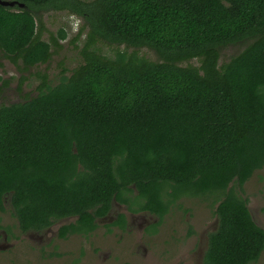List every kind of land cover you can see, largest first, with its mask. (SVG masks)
<instances>
[{
	"label": "trees",
	"instance_id": "obj_1",
	"mask_svg": "<svg viewBox=\"0 0 264 264\" xmlns=\"http://www.w3.org/2000/svg\"><path fill=\"white\" fill-rule=\"evenodd\" d=\"M17 1L25 8L0 5V52L20 70L52 59L41 13L89 29L69 77L40 76L34 96L0 106V209L10 203L21 232L74 218L59 238L88 237L114 202L161 224L182 198L219 195L204 264L257 262L264 229L238 192L264 169V0ZM245 39L219 66L220 49ZM99 43L161 60L110 58Z\"/></svg>",
	"mask_w": 264,
	"mask_h": 264
},
{
	"label": "rangeland",
	"instance_id": "obj_2",
	"mask_svg": "<svg viewBox=\"0 0 264 264\" xmlns=\"http://www.w3.org/2000/svg\"><path fill=\"white\" fill-rule=\"evenodd\" d=\"M41 18L44 28L41 38L51 44L52 59L47 64L20 70L0 52V106L25 102L27 97L34 96L41 83L40 76L47 75L51 85L59 84L83 62L81 51L89 29L82 18L67 11L52 10L41 13ZM61 31L66 33L65 39H61ZM252 42L245 39L221 48L219 66L239 55ZM98 49L110 58L119 52L135 51L150 61L161 60L148 48L99 43ZM200 64L195 59L181 65L199 67ZM238 193L248 201L254 221L264 229V169L256 171L243 192ZM218 197H184L172 206L161 224L155 215L133 212L134 216L127 217L133 223L129 230L123 231L113 226L115 214L123 212L114 206L111 215L97 220L98 228L91 235H73L67 239L56 235L60 222L66 220L56 223L48 233H22L10 203H6L5 209H0V264H204L208 238L217 225ZM73 221L70 219L66 224ZM252 264H264V252Z\"/></svg>",
	"mask_w": 264,
	"mask_h": 264
},
{
	"label": "flooded vegetation",
	"instance_id": "obj_3",
	"mask_svg": "<svg viewBox=\"0 0 264 264\" xmlns=\"http://www.w3.org/2000/svg\"><path fill=\"white\" fill-rule=\"evenodd\" d=\"M114 206L115 207H117V208H122L123 209V212L122 213H117V214H115L116 215V222L118 221V218H119V216L121 215V214H124L125 215V217L127 218L128 216H134V214H132L131 212H130V210L128 209V206L127 205H125V204H122V203H119V202H114ZM113 206V207H114ZM113 209V208H112ZM112 211V210H111ZM109 215H111V212L109 213ZM101 219H106V217H104V218H101ZM109 219H111V217H109ZM100 220V219H99ZM116 222H114V224H113V226H117V227H119L120 228V231H123V230H125V229H127V230H129V226L133 223V222H129L128 220H127V226L125 227V228H121V226L120 225H118V224H116ZM216 222H217V225H215V227L214 228H212L211 229V233L212 232H214V231H216L217 230V228H218V219H217V217H216ZM53 227V226H52ZM52 227H50L49 229H47V230H45V231H43L44 233H48V232H51L52 230ZM153 227V228H152ZM151 227V229H155V226H152ZM36 233H38V232H36ZM56 235L58 236V231H57V233H56ZM73 236V235H72ZM79 236V235H78ZM59 237V236H58ZM70 237V236H69ZM208 241H209V238H208ZM206 250H205V254H206V251H207V249H208V242H207V246H206V248H205ZM205 254H204V258H205ZM204 260V259H203Z\"/></svg>",
	"mask_w": 264,
	"mask_h": 264
},
{
	"label": "water",
	"instance_id": "obj_4",
	"mask_svg": "<svg viewBox=\"0 0 264 264\" xmlns=\"http://www.w3.org/2000/svg\"><path fill=\"white\" fill-rule=\"evenodd\" d=\"M0 5L4 6V7H12L14 8L15 6H19L20 8H25V4L23 3H19L17 0H0ZM70 219L75 220L74 218H68V219H64L66 220V222L62 221L60 222V227L64 226V225H68L66 224L67 221H69Z\"/></svg>",
	"mask_w": 264,
	"mask_h": 264
}]
</instances>
